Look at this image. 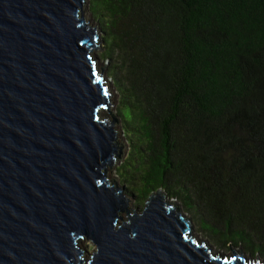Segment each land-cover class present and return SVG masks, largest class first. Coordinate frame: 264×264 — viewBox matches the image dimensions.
Wrapping results in <instances>:
<instances>
[{
    "label": "water",
    "instance_id": "water-1",
    "mask_svg": "<svg viewBox=\"0 0 264 264\" xmlns=\"http://www.w3.org/2000/svg\"><path fill=\"white\" fill-rule=\"evenodd\" d=\"M86 1L0 0V264H260L195 237L162 189L127 209Z\"/></svg>",
    "mask_w": 264,
    "mask_h": 264
},
{
    "label": "trees",
    "instance_id": "trees-1",
    "mask_svg": "<svg viewBox=\"0 0 264 264\" xmlns=\"http://www.w3.org/2000/svg\"><path fill=\"white\" fill-rule=\"evenodd\" d=\"M90 2L133 136L125 190L162 189L217 250L264 260V0Z\"/></svg>",
    "mask_w": 264,
    "mask_h": 264
},
{
    "label": "rangeland",
    "instance_id": "rangeland-1",
    "mask_svg": "<svg viewBox=\"0 0 264 264\" xmlns=\"http://www.w3.org/2000/svg\"><path fill=\"white\" fill-rule=\"evenodd\" d=\"M84 12L86 14V21L88 22V24L90 26H96V28L98 29V33L100 35L99 41L97 44H99L100 48L102 49H97L94 51V54H96L99 57V62H98V69L99 71H101V67H104V72H103V77L106 80V84L109 86V91L112 93V96H110L111 98V103L113 104L110 107V112L112 115H110V113H108L107 110H105L103 112L104 117H108L109 120H113L112 116L117 119L118 121L116 122V124L114 125L116 130H118V138H117V142H118V146H121V151H120V155H118L117 157V161L115 163L114 166H111L108 168V172L106 173L107 178L109 181H111L110 183L112 184L113 181L114 185H116V182L118 183L119 187H125V183H123V179L121 177L120 174V169H118L119 165L123 162V160L129 155L130 151H131V141L130 139H132V135H130L126 129H125V120L124 117L122 115V113L120 112L122 110V106H121V96H120V92L118 91V89L115 86L114 83V79L112 76V67L114 66V60H107L105 59V57L102 55V52L104 51V47H103V31H102V27L100 26V22L97 15V11H95V9L93 8L90 0L86 1L85 3V8H84ZM125 191V197H127L129 200L131 201H127L128 205H127V209L132 212L131 209H136L137 207V211H141L144 203H140V201L138 200V198H136L135 195H132L130 193V191ZM169 200L172 201L173 205L177 206L178 208H181V204L175 200V199H171L168 198ZM167 199V200H168ZM131 208V209H130ZM181 210V209H180ZM182 213H184V215H186V217H188L189 215L184 212L183 210H181ZM192 223L193 229H192V234L197 237L199 240L204 241L206 240L200 231H198V228L196 227L195 224ZM83 244L85 246L88 247L89 251H92L95 248V245L93 244L92 241L90 240H84ZM234 250V249H233ZM235 251H237V248H235ZM224 253H232L231 250H229L228 252L223 251ZM244 260H254L256 261L257 258H251L248 254H243ZM258 261L260 264H264V260H262L261 258H258Z\"/></svg>",
    "mask_w": 264,
    "mask_h": 264
},
{
    "label": "clouds",
    "instance_id": "clouds-1",
    "mask_svg": "<svg viewBox=\"0 0 264 264\" xmlns=\"http://www.w3.org/2000/svg\"><path fill=\"white\" fill-rule=\"evenodd\" d=\"M193 227V226H192ZM240 254V253H239ZM256 263V261H254Z\"/></svg>",
    "mask_w": 264,
    "mask_h": 264
},
{
    "label": "flooded vegetation",
    "instance_id": "flooded-vegetation-1",
    "mask_svg": "<svg viewBox=\"0 0 264 264\" xmlns=\"http://www.w3.org/2000/svg\"><path fill=\"white\" fill-rule=\"evenodd\" d=\"M193 228V227H192Z\"/></svg>",
    "mask_w": 264,
    "mask_h": 264
}]
</instances>
